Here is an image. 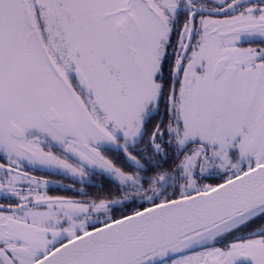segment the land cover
<instances>
[{
	"label": "snow or ice",
	"instance_id": "obj_1",
	"mask_svg": "<svg viewBox=\"0 0 264 264\" xmlns=\"http://www.w3.org/2000/svg\"><path fill=\"white\" fill-rule=\"evenodd\" d=\"M0 264H264V0H0Z\"/></svg>",
	"mask_w": 264,
	"mask_h": 264
},
{
	"label": "flooded vegetation",
	"instance_id": "obj_2",
	"mask_svg": "<svg viewBox=\"0 0 264 264\" xmlns=\"http://www.w3.org/2000/svg\"><path fill=\"white\" fill-rule=\"evenodd\" d=\"M54 179H59L58 177H53ZM54 194H62V193H54Z\"/></svg>",
	"mask_w": 264,
	"mask_h": 264
}]
</instances>
